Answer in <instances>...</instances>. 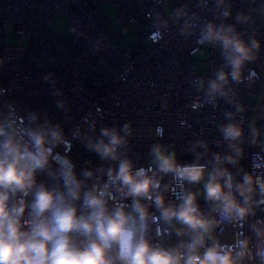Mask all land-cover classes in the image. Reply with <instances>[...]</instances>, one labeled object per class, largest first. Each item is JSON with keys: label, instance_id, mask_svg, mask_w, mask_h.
Returning a JSON list of instances; mask_svg holds the SVG:
<instances>
[{"label": "built area", "instance_id": "1", "mask_svg": "<svg viewBox=\"0 0 264 264\" xmlns=\"http://www.w3.org/2000/svg\"><path fill=\"white\" fill-rule=\"evenodd\" d=\"M98 1L0 0V144L8 138L30 144L33 133L44 135L52 148L50 161L69 158L82 182L81 199L75 202L80 212L86 211L83 195L90 190L102 192L110 210L131 205L132 198L122 197L119 184L107 175L129 159L133 171L144 168L149 176L162 178L156 192L166 205L179 206L181 196L195 193L199 211L214 221L213 243L225 250L230 246L240 263L245 258L248 264H264V0H151L149 5L125 0L118 20L132 37L128 44L108 22L100 21ZM225 12L230 14L224 16ZM63 14L69 21L62 32L53 23ZM209 23L216 29L232 26L250 48L253 40L259 42V48L250 51L255 59L244 62L239 80L232 77L233 67L220 41L210 44L208 71L196 72L198 62L192 55L203 46L200 37ZM8 24L22 43L6 42ZM221 71L226 81L219 80ZM213 82L221 85L219 91H211ZM125 124L130 125L127 131ZM229 124L242 129L240 138H225L222 129ZM104 128L114 129L125 141L117 146L116 160L89 147L101 138L110 142V137H103ZM54 132L60 133L59 142L53 141ZM157 145L175 152L182 166L202 165L203 182L193 186L160 172L151 152ZM208 147L246 153L245 176H254L250 192L229 164L210 167L206 161L187 159ZM215 170L231 174L232 187L224 190L248 210L243 217L235 212L223 216L218 202L205 199L204 184ZM226 179L220 182L226 185ZM37 182L64 191L54 162L37 173ZM234 187L239 194L233 193ZM27 199L31 201V195ZM142 203L150 213L147 239L176 246L170 228L178 221L168 224L153 201ZM230 224L233 241L220 242L219 235Z\"/></svg>", "mask_w": 264, "mask_h": 264}, {"label": "clouds", "instance_id": "2", "mask_svg": "<svg viewBox=\"0 0 264 264\" xmlns=\"http://www.w3.org/2000/svg\"><path fill=\"white\" fill-rule=\"evenodd\" d=\"M229 14L225 12L224 16ZM234 33L232 26L225 29L221 25L216 29L209 23L200 39L206 45L222 42L221 49L227 51L233 67L232 77L239 80L244 62L255 59L250 54L251 48L258 49L260 45L253 40L250 48ZM218 78L226 81V74L221 71ZM220 88V84L213 82L211 91L217 92ZM129 128V124L124 125L126 131ZM222 131L226 139L242 136V129L234 124ZM102 133L103 137H110V142L105 143L101 138L89 147L102 157L118 159L117 146L125 141L114 129L104 128ZM52 135L54 142L61 140L59 132ZM47 144L46 137L40 133L31 135L30 144L17 143L11 138L0 144V264H238L230 246L225 250V246L214 242L205 247V234L214 221L199 211L195 193L181 196L179 206L166 205L164 196L156 192L162 178L149 176L144 168L133 171L129 159L121 160L118 170L109 169L107 175L111 183L119 184L122 197L132 198L131 205L120 204L110 210L103 193L90 190L83 195L82 208L86 211L80 212L75 202L81 199L82 182L76 176L74 165L67 157L50 161L52 148ZM241 151L237 149L238 153ZM151 152L160 172L172 173L188 183L204 179L202 165L182 166L175 152L167 153L160 145ZM226 159L235 162L232 157ZM51 162L59 169L63 192L37 182V173L49 169ZM225 177L226 185L220 182ZM253 178V174L245 176L249 192ZM225 186L232 187L231 174L227 170L213 171L204 184L205 199L218 202L223 216L235 212L243 217L248 210L236 202L231 192H225ZM240 191L243 195L245 189L241 187ZM29 195L31 201L27 199ZM149 200L154 202L164 222L171 224L175 220L191 230L189 241L163 247L147 239L150 213L142 202ZM178 235H184L182 229ZM200 248H204L202 254Z\"/></svg>", "mask_w": 264, "mask_h": 264}, {"label": "rangeland", "instance_id": "3", "mask_svg": "<svg viewBox=\"0 0 264 264\" xmlns=\"http://www.w3.org/2000/svg\"><path fill=\"white\" fill-rule=\"evenodd\" d=\"M124 1L125 0H100L96 3V6L98 9V17L100 21L102 20L108 22L113 28L116 29L117 33L121 36L123 42L128 44L131 42L132 37L118 20V14L120 8L119 6ZM102 17L104 19H102ZM68 21H69V16L67 14H63L58 16L54 20L53 25L63 32L65 31V26ZM5 32L7 34H10V37L6 38V42L13 44L22 43L21 38L15 33V31L13 30L10 24H8L5 27ZM209 53H210V45H206L204 43L203 46L199 48L198 51L192 55V59L195 62H198V67L196 69L197 73L205 74L208 71L207 60L209 58ZM261 142L262 144H264V137H262ZM165 150L166 152H168L167 147H165ZM233 193L235 195L240 193L238 187H234Z\"/></svg>", "mask_w": 264, "mask_h": 264}, {"label": "trees", "instance_id": "4", "mask_svg": "<svg viewBox=\"0 0 264 264\" xmlns=\"http://www.w3.org/2000/svg\"><path fill=\"white\" fill-rule=\"evenodd\" d=\"M239 148L232 147H208L205 149H197L187 156V159L195 161H206L210 167H214L223 163L229 164L233 169V176L235 178L245 179V171L247 166V156L242 150L240 153L237 152ZM217 156L220 157L217 160ZM226 157H232L233 162H229ZM205 176V174H204ZM203 180L199 183H192L193 186H199Z\"/></svg>", "mask_w": 264, "mask_h": 264}, {"label": "water", "instance_id": "5", "mask_svg": "<svg viewBox=\"0 0 264 264\" xmlns=\"http://www.w3.org/2000/svg\"><path fill=\"white\" fill-rule=\"evenodd\" d=\"M146 5H149L151 3V0H142ZM90 6H92V2H88ZM183 230L184 235H178V231ZM170 234L173 241L176 243L185 242L186 239H190L192 233L191 230L187 228L185 225H181L179 222H174L171 225L170 228ZM214 232H213V224L211 225L210 231L205 234V239H208L209 245L211 246L213 244L214 240ZM219 241L223 243H229L233 241V225L230 224L226 226L224 231L219 235ZM201 250H204V248H200ZM238 264H248L247 260L244 258L243 263L238 262Z\"/></svg>", "mask_w": 264, "mask_h": 264}]
</instances>
